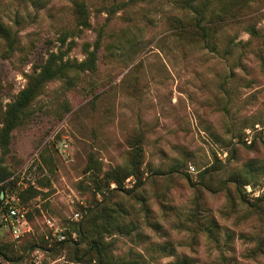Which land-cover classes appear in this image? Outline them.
<instances>
[{
	"label": "rangeland",
	"instance_id": "rangeland-1",
	"mask_svg": "<svg viewBox=\"0 0 264 264\" xmlns=\"http://www.w3.org/2000/svg\"><path fill=\"white\" fill-rule=\"evenodd\" d=\"M74 1L0 0L12 34L0 37V129L49 52L70 44L65 58L79 62L97 47L94 70L46 83L0 140V185L24 217L19 236L0 224L11 260L0 264H95L76 229L104 209L119 228L96 239L112 261L264 264V0L217 23L213 45L178 34L176 18L193 20L180 0H79L89 27ZM204 1L217 11L219 0L194 4ZM135 147L141 178L96 192L92 178ZM90 154L100 172L86 171Z\"/></svg>",
	"mask_w": 264,
	"mask_h": 264
},
{
	"label": "trees",
	"instance_id": "trees-1",
	"mask_svg": "<svg viewBox=\"0 0 264 264\" xmlns=\"http://www.w3.org/2000/svg\"><path fill=\"white\" fill-rule=\"evenodd\" d=\"M194 1L195 0H180L183 7L193 11V20L182 22L179 18H176L174 28L178 30V34H188L191 37H199L206 44H208L207 41H210L213 45L216 31L215 26L217 23L228 24L235 19H243V17H247L250 12L247 11L250 0H219L217 11L211 9L209 12H207L208 7H206V1L195 4ZM111 11L112 8L110 9V12ZM74 13L77 24L80 27L90 26L87 10L83 1H74ZM246 32L250 36L257 35L256 27L251 23L246 25ZM0 37L5 40H10L12 38L10 27L1 20ZM65 37V34L59 37L61 44L65 43ZM70 46V44L67 45L66 49L63 51L49 52L46 58L39 61L37 65H34L31 72L26 75L25 86L17 93L16 97L8 103L5 110L3 126L0 129V140L3 144L7 142L11 130L20 122L23 116L26 115V108L30 105V101L42 92L46 83L58 78L67 79L71 71H92L95 69L97 47H94L92 50H87L86 57L76 62L65 58L66 52ZM141 155L142 149L140 147H135L134 153L132 157H130L127 165L115 166L103 172L101 176H94L92 182L95 185L96 192H101L104 187L107 188L110 182H114L116 185V187L109 189L110 191H114L121 187L123 180L129 176L140 179ZM89 170L100 172L99 163L94 159L92 154L89 155L88 164L86 166V171ZM7 176L8 173H6L5 169L0 167V181L4 180ZM6 189L5 184L0 185V193H3V195L7 194ZM20 195L23 197V193H20ZM115 228H119L116 217L109 213L108 210L104 209L98 212H92L89 219L76 229V233L80 237V241L78 242H86L88 244V251L85 254L90 253L95 264H138L136 261H112L107 256L105 257L103 253L105 248L100 246L96 237L98 235L100 236L104 231H111ZM63 242L64 241H59L58 243L61 244ZM0 255L6 260H10L8 255L1 249ZM83 258L81 254L80 256H76L74 260L75 262H81ZM166 264H188V262L186 259H181Z\"/></svg>",
	"mask_w": 264,
	"mask_h": 264
},
{
	"label": "built area",
	"instance_id": "built-area-1",
	"mask_svg": "<svg viewBox=\"0 0 264 264\" xmlns=\"http://www.w3.org/2000/svg\"><path fill=\"white\" fill-rule=\"evenodd\" d=\"M18 199L11 194H6L2 199V210L0 214V224L10 230L15 236L23 232L24 217L18 208ZM60 239L64 236L60 235Z\"/></svg>",
	"mask_w": 264,
	"mask_h": 264
},
{
	"label": "water",
	"instance_id": "water-1",
	"mask_svg": "<svg viewBox=\"0 0 264 264\" xmlns=\"http://www.w3.org/2000/svg\"><path fill=\"white\" fill-rule=\"evenodd\" d=\"M3 196V193H1V197Z\"/></svg>",
	"mask_w": 264,
	"mask_h": 264
}]
</instances>
